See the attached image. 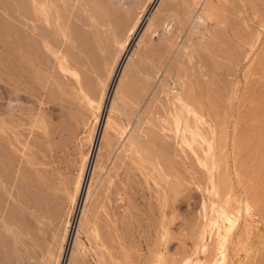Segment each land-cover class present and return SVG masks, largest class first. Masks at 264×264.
I'll return each instance as SVG.
<instances>
[{
	"label": "rangeland",
	"instance_id": "1",
	"mask_svg": "<svg viewBox=\"0 0 264 264\" xmlns=\"http://www.w3.org/2000/svg\"><path fill=\"white\" fill-rule=\"evenodd\" d=\"M46 5L26 83L0 0V264H264V0Z\"/></svg>",
	"mask_w": 264,
	"mask_h": 264
},
{
	"label": "bare ground",
	"instance_id": "2",
	"mask_svg": "<svg viewBox=\"0 0 264 264\" xmlns=\"http://www.w3.org/2000/svg\"><path fill=\"white\" fill-rule=\"evenodd\" d=\"M69 4L71 5V3ZM28 20L29 22L26 25V28H27L26 31H27L29 40L24 43L23 42L24 40L22 41L23 38H21L20 35L17 34V36H15V38L12 40V43H11L15 51V53H13V55L14 54L15 55L11 56L12 59L15 57L12 61L14 63L13 65H11L12 63L11 58L8 60L11 63L7 62L6 60H5V63L7 62L6 64L9 63L11 66L15 67V69L14 68L10 69L12 70L11 71L12 72L11 74L13 75L12 78L15 77L13 81L16 80L17 82L19 81V82L33 83L36 79H38V77L35 74V71L37 72L39 71V69H43L45 65L47 64H50L52 66V64L55 61V59L52 58L51 56L47 54L45 55V53H41L38 50L37 45L41 44L42 45L41 47H46V48L48 47L60 48V45L56 44L55 41L52 39V35L54 33H57L58 31L63 32L64 30L62 31L61 29L62 24L58 22V16L54 15V13L53 14L49 13V10L46 5V0H32V7H31V12L28 14ZM38 21H41L43 25H39L37 23ZM26 43L27 45H25ZM28 44H29V47H27ZM30 44L33 45V48L31 47ZM2 61H4L3 58H2ZM2 61H1V64H2ZM24 61L27 65V68L28 66L30 67L32 66L31 72H25L26 74H24L23 73L24 71L22 70V67L26 66V65H23ZM1 66H4V65H1ZM12 78H10V80Z\"/></svg>",
	"mask_w": 264,
	"mask_h": 264
}]
</instances>
